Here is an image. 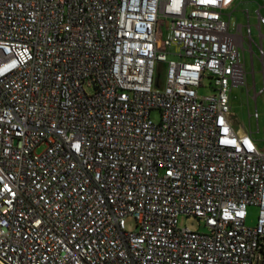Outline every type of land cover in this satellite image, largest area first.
Listing matches in <instances>:
<instances>
[{
    "label": "built area",
    "instance_id": "obj_1",
    "mask_svg": "<svg viewBox=\"0 0 264 264\" xmlns=\"http://www.w3.org/2000/svg\"><path fill=\"white\" fill-rule=\"evenodd\" d=\"M235 1L0 0L1 264L264 259V150L230 96L246 42L264 74V14L232 30Z\"/></svg>",
    "mask_w": 264,
    "mask_h": 264
},
{
    "label": "rangeland",
    "instance_id": "obj_2",
    "mask_svg": "<svg viewBox=\"0 0 264 264\" xmlns=\"http://www.w3.org/2000/svg\"><path fill=\"white\" fill-rule=\"evenodd\" d=\"M263 6L261 13L264 14V0H236L232 7L224 11L225 19L231 23L232 30H235L238 24L247 25L248 19L246 10H249L251 15V23L253 24V34L258 39V29L256 24L258 23V8ZM229 13H232L229 16ZM170 19L165 16H160L157 23V44L160 51L170 52L174 48H169L165 44V40L169 35ZM246 27L244 28V30ZM264 32V26H263ZM245 49L242 60L245 63V70L247 72V85L233 86L231 96V110L233 113L234 126L238 130L251 131L253 132L254 138L261 149L264 150V93L260 94L255 99V90L260 91L264 87V74L262 62L258 58L259 49L257 46L254 47L255 57V82L256 87L254 89V77L252 73V62L249 44L245 43ZM169 58H176V56L169 54ZM163 69V66H162ZM166 76V69L161 73V79L164 81ZM207 87H201L199 93L201 95L209 94L212 90L209 87L208 80L205 81ZM259 112V120L255 117V112ZM151 118L155 122L161 120V112L158 108H154L151 111ZM249 216L247 219L248 225H255L259 214V208L254 205L248 207ZM180 226H188L193 230H205L204 224L200 222L197 217L181 215L179 218ZM127 227L131 230L136 229V219L132 216L127 217ZM255 264H264V259Z\"/></svg>",
    "mask_w": 264,
    "mask_h": 264
},
{
    "label": "crops",
    "instance_id": "obj_3",
    "mask_svg": "<svg viewBox=\"0 0 264 264\" xmlns=\"http://www.w3.org/2000/svg\"><path fill=\"white\" fill-rule=\"evenodd\" d=\"M233 124H234V122H233ZM235 125V124H234ZM239 131V133H244L245 131H243V130H238ZM247 132V131H246ZM253 133V132H252ZM254 137V136H253ZM257 141V140H256Z\"/></svg>",
    "mask_w": 264,
    "mask_h": 264
},
{
    "label": "water",
    "instance_id": "obj_4",
    "mask_svg": "<svg viewBox=\"0 0 264 264\" xmlns=\"http://www.w3.org/2000/svg\"><path fill=\"white\" fill-rule=\"evenodd\" d=\"M1 264V263H0Z\"/></svg>",
    "mask_w": 264,
    "mask_h": 264
}]
</instances>
